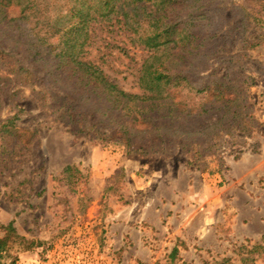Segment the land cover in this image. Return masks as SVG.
Returning <instances> with one entry per match:
<instances>
[{
  "label": "rangeland",
  "instance_id": "374dc122",
  "mask_svg": "<svg viewBox=\"0 0 264 264\" xmlns=\"http://www.w3.org/2000/svg\"><path fill=\"white\" fill-rule=\"evenodd\" d=\"M240 4L212 0L223 50L208 66L222 75L231 60L254 80L249 131L184 150L169 142L164 153L129 154L76 135L49 108V93L59 92L39 69L18 53L0 59V226L12 221L18 236L34 242L18 252L17 264H189L178 248L170 258L169 245L160 246L157 259L138 257L132 238L120 243L111 233L121 220L166 223L154 207L189 182L199 187L196 264H264V44L245 47L262 31L238 27ZM17 12L7 10L9 17ZM146 57L118 27L96 25L84 59L123 91L141 95L137 76Z\"/></svg>",
  "mask_w": 264,
  "mask_h": 264
},
{
  "label": "trees",
  "instance_id": "16d2710c",
  "mask_svg": "<svg viewBox=\"0 0 264 264\" xmlns=\"http://www.w3.org/2000/svg\"><path fill=\"white\" fill-rule=\"evenodd\" d=\"M211 2L0 0V59L18 53L34 64L59 92L49 93L57 119L92 142L141 155L164 153L169 142L181 150L200 146L249 131L247 90L254 81L231 60L222 75L209 70L223 50L212 28ZM239 7L238 27L262 31L245 47L262 46L264 0H241ZM9 8L17 15L9 17ZM96 25L118 27L131 46L147 53L137 76L141 95L123 91L84 59ZM71 170L66 166L63 173ZM0 229V264H17L18 252L34 242L18 236L12 221ZM177 253L173 248L170 258Z\"/></svg>",
  "mask_w": 264,
  "mask_h": 264
},
{
  "label": "crops",
  "instance_id": "0c3cea01",
  "mask_svg": "<svg viewBox=\"0 0 264 264\" xmlns=\"http://www.w3.org/2000/svg\"><path fill=\"white\" fill-rule=\"evenodd\" d=\"M242 160V158H241ZM199 187L190 183L185 191L173 192V198L164 205L154 207L158 216L167 220L163 222H146L140 220H121L111 226L112 237L123 243L126 236L132 238L135 255H148L157 259L161 245L178 248L180 257L189 264L198 263L199 249ZM193 200L194 203H191ZM198 200V201H197ZM160 206L163 208L160 209ZM153 243L146 246L145 244ZM180 244V245H177ZM189 257V258H187ZM193 260V263H192Z\"/></svg>",
  "mask_w": 264,
  "mask_h": 264
}]
</instances>
